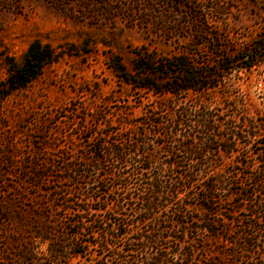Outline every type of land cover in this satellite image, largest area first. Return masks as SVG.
Listing matches in <instances>:
<instances>
[{"label": "rangeland", "instance_id": "1", "mask_svg": "<svg viewBox=\"0 0 264 264\" xmlns=\"http://www.w3.org/2000/svg\"><path fill=\"white\" fill-rule=\"evenodd\" d=\"M260 36L264 0H0V81L8 75V58L19 63L33 41L59 53L28 87L0 98V199L11 202L10 216L0 227V264L9 258L20 263L18 255L28 243L50 256L49 241L37 237V222L52 226L47 236L64 246L56 264H103L95 260L104 244L101 222L134 226L149 214L146 231L154 227L167 236L159 253H176L177 264L210 261L225 240L242 232L254 235L259 252L244 253L237 264H264V231L255 228L264 226V146L259 140L264 136V52L254 51ZM250 54L260 57L247 68ZM143 55L158 62L184 56L198 64L234 59V68L222 71L218 85L202 100L220 128L236 122L242 135L254 133L245 137L250 143L224 139L218 149L186 151L184 145L197 142L193 130L198 117L183 121L180 108L199 96L156 94L127 83L113 70L118 59L134 74V62ZM253 122L256 127L250 129ZM137 139L156 149L149 164L135 167L131 159L119 164L106 155L108 173L91 169L90 178L104 179L107 193L92 194L90 178L84 176L64 181L72 176L70 169L83 170L84 159L97 144L129 146ZM123 165L128 177L120 180ZM142 166L144 173L133 176V169ZM157 166H163L167 189L179 195L176 203L149 213L141 209L142 199ZM208 176L212 212L203 199ZM64 185L77 200L72 208L88 212L87 227L77 240L89 243L78 256L71 249L74 229L67 227L73 212L66 204L68 194L55 193ZM168 198L166 190L161 193L164 202ZM38 211L41 218L36 220ZM177 211L193 223L179 224ZM223 218L232 221L223 225ZM207 221L215 225L218 237L203 230ZM132 249L122 257L107 251V264H120L123 258L140 264L144 250L155 252L140 244Z\"/></svg>", "mask_w": 264, "mask_h": 264}, {"label": "trees", "instance_id": "2", "mask_svg": "<svg viewBox=\"0 0 264 264\" xmlns=\"http://www.w3.org/2000/svg\"><path fill=\"white\" fill-rule=\"evenodd\" d=\"M254 51L257 54L264 52V36H260V38L256 40ZM259 55L255 57L253 54H250L248 60H245L247 68L252 66L251 62L254 58L260 57ZM58 58L59 53H57L52 46L44 44L39 40L33 41L29 45L23 59L19 63H16L13 58H8V75L4 80L0 81V98H7L14 92L24 90L34 80H36L48 66L56 62ZM153 59L154 57L151 58L145 55L140 56L139 59L134 62V74L129 72L118 59L112 67L124 81L129 84H133L138 88L151 90L156 94L170 93L171 96L178 99L187 97L190 92L199 96L196 102L180 108V114L182 115L183 121L188 120V116L198 117L196 126L193 130L194 137L192 135L193 138H197V142L195 144L188 143L184 145L183 148L186 151H203L207 148L218 149V147H220L218 145L223 144L221 141L224 139H226L225 141L231 142L232 140H236V138H238L244 139L247 144L250 143L249 140H245L247 139L245 137L252 138L254 133H252V136L242 135L239 131H237L240 130V128L236 122H228L226 128H220V125H217L209 118L207 110L208 107L205 101L202 100H206L205 96L210 93L211 89L218 85L221 77L220 73L234 68V59L224 57L222 60H217L212 64L204 62L201 64L192 63L184 56H174L167 60V62H163L160 59L158 62V60ZM242 124L245 125L244 122H242ZM255 127L254 122L249 125L250 129ZM224 130H227V132ZM259 140L264 146V136L259 138ZM161 148H163V146H161ZM226 148L231 149L230 147ZM155 151V148L151 149V144L149 142L140 141L138 139L136 141L134 140L129 146L120 143H99L96 145V150L91 154V157L84 159L85 162L82 165L83 170H79L77 168L70 169L72 176L64 178V181H68L70 179L77 180L80 176L90 178L91 169L96 168L100 170V172L104 171L105 173H108L103 166L104 157L106 155L111 156L113 160L119 164H125L128 159H131L136 167L140 163L143 165L146 162H148V164L152 162L154 156L153 153ZM142 157L145 159L141 161ZM88 159H90V161H88ZM124 167L125 166L123 165L118 168L117 178L120 180L128 177ZM143 167L144 166L140 169H133L132 175L137 176L144 173L143 170L145 167ZM163 175V166L155 167L154 176L150 179L148 190L145 192V196L142 199L143 207L141 209L144 211L151 213L154 209L160 206L167 207L169 204H174V202L176 203L179 191L176 189H167L162 179ZM211 177L212 176H208L207 181L205 182L206 186L204 189L207 193L203 198L205 201V208L209 212L215 210V200L211 195L213 186L212 183H209ZM103 180L104 179L99 180L93 177L88 180V189L92 194L98 193L102 190L107 193L108 190L106 188H102L104 187ZM260 182L264 184V178L260 179ZM183 185L185 186V183ZM70 189V186L64 185L61 189V193H55L57 195L62 194L66 196L71 191ZM165 190L169 197L166 202H164L163 199H160L161 193H165ZM71 195L72 194H68L66 200L68 209H72L73 211L72 215L68 216L67 227L74 229V232L71 234V249L74 251L75 255L78 256L84 253L83 250H80L81 247H85L89 243L88 240H77L79 236L85 232L87 227L86 214H88V212L82 207L72 208L71 205H74L77 200L70 198ZM10 203L11 202L9 201L0 199V227L2 226L4 220L10 216L8 215L9 211H11ZM98 210L100 209H97V211ZM176 213V220L182 226H190L191 223H193L192 221L185 220L181 212L177 211ZM39 218H41L40 211H38L35 216L36 220ZM231 221L232 219L230 218L222 219L223 225L229 224ZM149 223H151L150 214L138 219L136 225L134 226L125 222H119L115 225L110 224V222H101V226L98 229L103 237L104 244L101 246V254H99L95 260L103 262V264H107V251L111 250L116 256L122 257L124 253H130L133 250L132 246L134 244H140L142 245V248L151 246L155 249V252H153V250L151 252H146L144 250V253L138 259L140 264H177L175 260L176 253L170 257L159 253L161 248H166L163 245L167 236L159 232L158 229L154 227L147 232L145 227ZM37 224L36 228L39 234L37 237H40L44 242L47 240L49 241L48 248L50 256H44V254L40 252L33 243H28L21 248L18 255L20 263H17L14 258H9V260H4L6 264H56L55 260L60 261V258L64 253V246L58 239L49 238L47 236V233L54 231L53 227L44 223L39 224L37 222ZM260 226L261 224L258 223L255 226L256 230L261 228V231H264V226ZM203 230H207L215 238L219 235L215 225L208 221L203 226ZM112 239L122 242V244H117L116 242L115 244H111L109 240ZM182 239L184 240V237L178 239V241L180 242ZM254 240V235L249 232H242L241 235L234 240H225L223 247L216 249L217 253L213 255L212 260H206L203 264H237V257H241L244 253L259 252V246H257V243ZM126 244L130 247H126ZM122 245L124 246L122 247ZM262 250L264 251V248ZM193 251L194 250L191 249L186 256H192ZM128 263L129 261L123 258L120 264Z\"/></svg>", "mask_w": 264, "mask_h": 264}]
</instances>
